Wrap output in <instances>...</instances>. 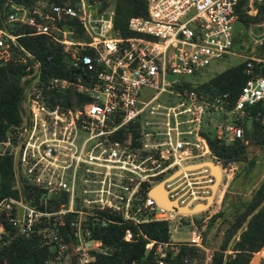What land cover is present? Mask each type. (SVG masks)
Returning <instances> with one entry per match:
<instances>
[{
	"label": "built area",
	"instance_id": "2783aa9c",
	"mask_svg": "<svg viewBox=\"0 0 264 264\" xmlns=\"http://www.w3.org/2000/svg\"><path fill=\"white\" fill-rule=\"evenodd\" d=\"M261 3L264 0H145V13L132 15L127 19L126 26L131 31L128 35L120 34L113 27L112 10L100 7L95 0L50 3L45 8L35 7L34 10L12 5L6 20L31 24L34 26L33 33L49 35L61 45L75 68L76 76L73 81L52 76L44 82V87L63 90L68 84H72L84 98L79 103L66 106L58 102L48 105L43 100L41 86L38 84V62L34 60L26 64L20 79L24 81L30 75L28 84L32 90L25 98L27 118L12 132L13 139L8 135L0 140V154L15 156L18 169L25 177L26 173H31V177H27L32 181L35 171L34 168L27 170V166L37 165L40 158L45 159L44 156L50 158L62 146L59 141L65 142L62 147L66 165L71 172L66 187L69 197L74 189H79L81 193L88 192L89 189L84 185L91 180V175L102 174L100 186L95 190L97 194L89 199L94 204L97 203V207L104 205L117 208L113 203H117L123 190H127L123 203L127 204L136 197L144 209L141 216H146L142 219L136 217L139 216L140 207L134 203L133 208H125L130 214H124L133 222L173 219L178 211L158 204L147 192L151 186L150 178L154 175L151 171V158L164 157L158 145L164 144V151L173 158L171 163L180 165L183 158L189 157L187 148L191 145L195 149H201L192 154L194 157L210 151L203 144L205 137L201 133L200 117L204 113L215 112L213 133L223 141L243 138L242 126L235 119L237 116H246L250 106L257 107L256 114L260 115V120L264 123L263 75L249 77L232 102L227 92L205 96L197 93L192 85L189 88L176 87L208 68L213 60L228 55L241 56L240 34L234 30L238 9L241 6L250 15L258 10ZM35 9L36 12H30ZM67 19L77 22L82 36H68L76 31ZM253 26L259 31L255 32ZM245 33L255 37L254 41L258 43L264 42V21L248 24ZM15 36L0 27V62L13 58L11 47ZM235 45L238 46L237 49H234ZM19 48L23 51L18 55L19 60L25 61L26 57H31L29 52ZM85 49L87 52L83 51ZM244 60L245 71L248 73L252 60L264 61V58L246 56ZM34 64L37 71L33 69ZM145 88L154 91L147 98H143ZM164 92L174 93L179 97L175 102L169 103L164 111L154 110L160 106L155 101L157 96ZM144 113H147V117ZM158 113H162V116ZM187 114L189 117L184 120L192 123L191 129L174 127L173 134L166 140L153 141L158 127L160 130L156 133L164 135V129L165 134L168 133L169 117L181 119ZM129 122H137L135 136H131L129 132L123 140L111 137L121 128L127 130ZM46 132L50 134L47 140L49 142H45L43 138ZM211 160L219 165L213 156ZM80 172L83 177L79 175ZM105 176L114 179L110 186H102ZM212 179L208 166L192 171L185 170L181 164L177 180L169 179L163 186L168 198L191 207L205 199ZM143 182H149V185L145 189V195L141 197L137 192ZM63 184L61 181L54 186L60 188ZM46 187L49 188L45 184V190ZM110 188H113V192ZM47 209L18 197L0 198V212L8 217L12 226L25 234L32 231L41 217L50 213ZM68 213L75 216L77 211L70 208ZM72 225L73 232L76 228ZM190 231L191 237L187 243L204 248L200 231L196 228ZM76 232L74 263L87 264L89 258L84 248V236ZM124 234V239L130 238L128 229H125ZM51 239L52 242L61 243V237L56 233H52ZM97 242L100 243L98 239ZM150 243L152 240L146 242L147 247ZM63 245L64 243L62 249ZM163 245L156 248V251L160 252ZM226 251L229 250H224V253ZM205 258L204 264H208L211 254H206ZM156 261L157 264H167L162 257H157Z\"/></svg>",
	"mask_w": 264,
	"mask_h": 264
},
{
	"label": "trees",
	"instance_id": "16d2710c",
	"mask_svg": "<svg viewBox=\"0 0 264 264\" xmlns=\"http://www.w3.org/2000/svg\"><path fill=\"white\" fill-rule=\"evenodd\" d=\"M75 0H0V27L15 34L14 44L11 51L13 58L0 62V140L12 132L22 120L23 107L22 98L24 87L28 84L29 78L24 81L20 79L25 72V65L38 62L39 85L43 100L48 105L60 103L64 106L72 103H79L84 98L79 94L72 84H68L63 90L45 88L44 82L52 76L65 77L73 81L76 73L71 65L67 53L62 50L60 44L54 42L49 35L44 33H33L34 26L20 21H7V12L12 5L23 6L31 10L37 2L50 3H73ZM93 1V0H91ZM100 7L110 5L113 10V27L122 35H128L131 31L126 23L129 16L143 15L145 13V0H95ZM108 8V7H107ZM33 15V14H32ZM34 16H36L34 14ZM238 20L245 26L249 21H264V3L258 6L257 13L248 15L240 6L238 9ZM74 25L73 34L75 37L82 36L79 26L74 19H67ZM22 49L31 54L25 61L18 59L23 53ZM87 52V50H83ZM264 75V61L252 60L249 72L245 71V60L228 65L220 71L210 75L207 79L195 86L190 81L177 84L176 87L189 88L193 86L195 91L206 92L209 96L218 92H227L231 102L242 89L249 77ZM257 107L250 106L246 116H237L235 121L242 126L243 138L230 141L219 140L211 133L208 126L201 130L205 137L211 155L218 160L221 166L227 163L247 162L250 165L253 159L247 158V144H253L264 151V123L260 115L256 114ZM137 122L128 123L127 130L121 128L114 132L111 137L123 140L130 132L131 136L137 133L135 126ZM246 169V168H245ZM21 185L15 184V175L12 167V160L9 154H0V198L3 196L19 197L30 199V202L40 208H50L56 204L55 198L49 197L43 205L40 202V194L45 191L34 185L30 179L20 176ZM139 188L140 196L145 195L147 183ZM62 199V198H61ZM229 213L232 216L230 227L224 231L220 246L211 253L208 264H247L252 253L258 250L264 243V179L253 188V191L245 200L236 199L229 202ZM98 216H86L84 221L90 237L98 239L102 246L101 250L90 251V260L87 264H156V256L165 259L168 264H204V248L194 244L179 243L176 249L167 244L169 239V220H140L133 222L130 219H123L114 210L105 207H95ZM220 212L212 215L211 219ZM138 219L143 216L138 214ZM64 222L52 224V216L49 217V225L54 228L62 242L66 244L67 250L74 259L72 252L73 236L69 219V213L63 215ZM207 224L211 223V220ZM104 221L102 223L101 221ZM48 221L41 217V221L34 224L32 231L21 233L11 225L7 216L0 212V264H47L46 260L53 255L50 242H45L42 231L38 230ZM125 229L130 231V238L124 239ZM235 230L237 231L234 235ZM232 239L230 247L232 253H224L223 249ZM148 239L154 242H162V250L154 256L152 248L145 249L144 244ZM202 239V235H201ZM172 247V248H171ZM264 261L256 264H263Z\"/></svg>",
	"mask_w": 264,
	"mask_h": 264
},
{
	"label": "rangeland",
	"instance_id": "374dc122",
	"mask_svg": "<svg viewBox=\"0 0 264 264\" xmlns=\"http://www.w3.org/2000/svg\"><path fill=\"white\" fill-rule=\"evenodd\" d=\"M45 6H47L45 5V2H39V3L37 2V4L31 10H34L35 7L45 8ZM107 7L108 9L112 10V7L110 5H108ZM30 12H36V9L35 11H30ZM256 13L257 11L253 14H250V16H253ZM112 17H113V10H112ZM255 22L257 21H249V23H247L244 26L239 20L236 21L234 30L240 34L239 40L241 42V46H240L241 56L228 55L221 59L213 60L208 68L203 70L201 73L199 71L197 76L191 77L189 79L193 86L207 79L210 75L220 71L226 66L232 65L239 61L244 60L246 56L264 58V42L258 43L257 41H254L255 37H250L249 35L245 33L247 25L248 24L250 25V23L252 24ZM112 23H113V19H112ZM65 27H68V25H65ZM254 31L256 32L259 30L258 28L254 27ZM70 35L72 36L73 34L69 33L68 36ZM237 47L238 46L235 45L234 49H237ZM33 69L34 70L36 69L37 71L36 64L33 65ZM27 78L30 79V75H28ZM33 78H31V80ZM31 90H32L31 86L26 83L24 87V96L21 101L22 107L24 109L23 114L21 116L22 120L27 118L26 111H25L27 108L26 107L27 102L25 98L27 97V95L29 94ZM153 92H154L153 89L145 88L143 91V98H147ZM196 92L201 93V95H205V96L208 95L206 92H203V91H196ZM178 97L179 95L174 94V93H170V94L165 93V92L161 93L159 96H157L155 100L160 103V106L156 107V109L154 110L164 111L165 107L169 103L175 102L178 99ZM144 114L147 117V113H144ZM158 115L162 116V113H158ZM187 117H189V114L181 118L182 120L177 119L176 117L175 118L169 117L167 119L168 125L170 126V128L167 130L168 133L165 134V129H164V135L162 133H156L160 130V127H158V130H156L154 134L155 137L153 138V141L159 142L162 139L166 140L167 137L173 134L174 127H177V128L179 127L180 129H184V128L191 129L193 126L192 123L191 122L186 123V121L184 120ZM141 118H144V116H141ZM214 118H215V112L204 113V115L200 117L201 130L209 126L211 128V133H212L214 129V122H215ZM188 136H192V134H188ZM49 137H50V134L48 132H46V134L43 135V138H45L46 140L45 142H49L47 141L49 140ZM59 143H62V146L65 144V142H61V141H59ZM203 144L208 148L206 139H205V143L203 141ZM62 146H59L56 152H54L50 158L47 156H44L45 159L40 158L39 163H36L37 165L27 166V170L34 168L35 177L32 180L34 185L38 184L37 186L44 188L46 184L49 187V188L46 187V190L44 189L45 191H42L41 194L39 195L40 202L44 205L46 203L45 201L49 197H52V196L56 200V204L52 205L50 208L47 209V210H50L48 211L50 213H48L47 215H44L45 220H47L48 222L45 223L43 226H41L38 230L42 231V235L45 237V242H50L52 240L51 239L52 233H54V228L49 225V220H48L51 214L54 215L52 216V224L55 223V220L57 224H60V223L62 224L64 222V217L62 215H65L66 213H68L70 208L72 210H76L77 213L75 214V216H72L73 218L69 219V225L71 226L73 223L74 225L72 226L76 228V230L74 229L73 232L71 229V234L73 236L72 252L75 255L74 253V246L76 243L75 235L77 233L76 231H78L80 235L84 236L83 237L84 242H85L84 248L85 250H87V256L90 260L91 258L90 251L93 249L101 250L102 246L100 243L97 242V239L90 237L91 235L89 233L87 226H84L85 225L84 221L86 219V216L90 215L92 216V219H96V216H98L94 209L95 207H97L96 206L97 203L94 204L92 201H89V199L94 198V196L97 194L95 190L100 186L99 180L102 178V174L99 175L95 173L91 175L90 178L88 176V178L91 180L87 181L86 185H84L86 188L89 189L88 192L81 193L79 189L78 190L74 189L75 192L73 190L72 196L69 197V191L66 189V187H67V182L69 181L71 172L69 170V167L66 165V158L64 156V149ZM158 147L162 149L161 154L164 157L157 159L156 157L152 156L151 171L154 173V175H152V178H150L151 179L150 185L154 184L158 180H162L163 185L165 181L169 179H171L172 181H176L181 173V164H183V168L185 170L194 171V169H199V168L206 166V165H203L199 167L200 165L203 164V163H200L201 161L211 160V157H212L210 151L208 153L205 152L200 155H196L194 157L192 154L196 153L197 151H200L201 149H195V147L191 145L189 146V148H187L189 152L186 151L189 154V157L183 158L181 160L180 165H177L175 163L173 164L171 163L173 158H170L169 157L170 155L169 154L167 155V153L164 151L165 149L164 144L161 143L160 145H158ZM246 150H247V158L253 159V163L251 165L247 162H239V163L233 162V163H227L226 165L221 166V164L218 161V164H219L218 166L220 167L219 181L216 184L217 186L213 191L212 199L210 203H209V200L207 202L209 203V205L206 208H203L205 206L196 207L194 210L200 209L196 213L195 212L182 213L178 211L175 214V217L169 220V239L167 241L168 242L167 244H171L172 246H174L173 249H176L179 243H184V244L187 243V241L191 237L192 230L190 231V229H193V228H196L197 230H199L202 235V245L204 247L203 249L204 250V260L206 259L205 258L206 254H211L214 249L220 246V243L224 236V231L228 227H230V224H231L232 216H230V213H229V205H228L229 202H231L232 200H236V199H241L242 201L245 200L249 196V194L252 193L253 188L259 184L260 180L264 179V151L263 149L258 146L248 143ZM11 160H12L13 172L15 175V184L17 186H20L22 183L20 180V176L24 175V173L20 169H18L15 156L13 157L11 156ZM24 163L26 162L24 161ZM190 163L191 164L198 163L199 165L194 164L191 166H187V165H190ZM210 172L213 173V170L211 169ZM79 175H82L83 177V174L81 172L79 173ZM27 176L31 177V173H26V177L24 175L26 179H28ZM41 180L42 181L44 180V182H40ZM76 180H77V177H76ZM61 181L64 183L63 187L59 188V187L54 186V184H56L57 182H61ZM212 181L209 183L208 193L210 192V185L212 184ZM111 182H114V179L112 177L108 179L107 176H105L104 183H101V184L103 187H106L107 185L110 186ZM73 183H74V180H73ZM148 183L147 185H149ZM143 184L144 186L146 185L143 182L142 184H140L139 188L142 187L141 185ZM125 185L128 186V183H125ZM110 190L113 192V188H110ZM126 191L127 190H123L122 192L123 198L122 197L118 198L117 203H113L114 205H117L118 207L117 208L110 207V209L114 210L123 219H129L128 216H124V214H128V215L130 214L129 212H127L128 209L126 210L125 208H129V209L133 208L134 203H135V205L140 207L139 213L143 214L144 209L142 207V204L140 201H137L135 199L136 197H133L132 199H130L129 203L127 204L123 203L124 196L126 199V193H127ZM139 192L140 191L138 190L137 192L138 195H140ZM18 199L22 201L25 200L29 202L30 204H32L30 202V199H24L21 193L19 194ZM102 207L108 208L104 205H102L101 208ZM181 211H186V210L183 209ZM216 212H220V213H218L216 216L213 217V219H211L212 215ZM143 218H146V216H143ZM209 218L212 221L210 224H207L209 221ZM101 222L104 223L103 220ZM1 231H2V228L0 226V232ZM236 233L237 231L235 230L234 235H236ZM233 237L234 236H232V238L229 239V242H228L229 247H227L228 245L225 246L227 247V249L225 250H229L228 252L226 251V253H232L233 251L232 248L230 249V244L232 242ZM149 240H152V239H148L146 242H149ZM59 242L61 243L52 242V244L50 245L53 255L51 256V258H48L46 260V263L47 264H75L74 259L71 258L72 256L70 252L67 250L66 244L64 243L63 245L64 248L62 249V244H63L62 239ZM146 242L144 244V247L146 250L149 248H152L154 244L153 246L154 256L158 254L159 252V251L158 252L156 251V248L158 247L161 248V245H163L162 242H158V241L154 242V240H152V243H150V246L147 247ZM260 250L261 251L258 254L257 263L264 261V248ZM255 252L252 253L251 257L255 254ZM156 259H157V256H156ZM166 263L168 264L167 261ZM156 264H157V261H156Z\"/></svg>",
	"mask_w": 264,
	"mask_h": 264
},
{
	"label": "water",
	"instance_id": "95a60500",
	"mask_svg": "<svg viewBox=\"0 0 264 264\" xmlns=\"http://www.w3.org/2000/svg\"><path fill=\"white\" fill-rule=\"evenodd\" d=\"M200 163H203L200 166L206 165L208 166L210 169L213 168V170H215L212 175H213V181L212 184L210 185V192L205 196V199L203 202H196L194 203L190 208L187 207V205H179L176 202L173 203V199H170L167 197L166 195V189L163 186L162 180H158L157 182H155L154 184H152L149 188H148V194L150 196H152L155 201L165 207L177 210L179 212H183V213H192V212H196L199 210H194L196 207H200V206H205L203 208H206L211 199H212V194L214 189L216 188V184L219 181V177H220V168L218 167V165H216V163L213 160H205V161H201ZM194 164H198V163H193L187 166H191ZM199 165V164H198ZM186 166V167H187ZM199 166V167H200ZM209 200V203H207ZM171 202V204H170ZM206 204V205H205ZM185 209L186 211H181ZM264 248V243L261 245V247L255 252V254L249 259L247 264H256L257 263V258H258V254L261 251L260 249Z\"/></svg>",
	"mask_w": 264,
	"mask_h": 264
},
{
	"label": "crops",
	"instance_id": "0c3cea01",
	"mask_svg": "<svg viewBox=\"0 0 264 264\" xmlns=\"http://www.w3.org/2000/svg\"><path fill=\"white\" fill-rule=\"evenodd\" d=\"M263 76H264V75H263ZM211 158H212V157H211ZM209 169H210V168H209ZM198 202H203V201L201 200V201H198ZM196 212H197V211H196ZM196 212H195V213H196ZM227 245H228V244H227ZM227 247H229V245H228ZM227 247H225V248L223 249V252H224L225 249H227ZM230 249H231V247H230Z\"/></svg>",
	"mask_w": 264,
	"mask_h": 264
},
{
	"label": "bare ground",
	"instance_id": "6f19581e",
	"mask_svg": "<svg viewBox=\"0 0 264 264\" xmlns=\"http://www.w3.org/2000/svg\"><path fill=\"white\" fill-rule=\"evenodd\" d=\"M212 170H213V168H212ZM175 171H177V170H175ZM210 171H211V169H210ZM215 170H213V172H214ZM176 201L175 200H173V203H175ZM177 203V202H176ZM170 204H171V202H170ZM178 204V203H177ZM180 205V204H179ZM182 205V204H181ZM188 207V206H187ZM190 208V207H189ZM264 264V263H263Z\"/></svg>",
	"mask_w": 264,
	"mask_h": 264
},
{
	"label": "clouds",
	"instance_id": "9594fccd",
	"mask_svg": "<svg viewBox=\"0 0 264 264\" xmlns=\"http://www.w3.org/2000/svg\"><path fill=\"white\" fill-rule=\"evenodd\" d=\"M204 201V200H203Z\"/></svg>",
	"mask_w": 264,
	"mask_h": 264
}]
</instances>
